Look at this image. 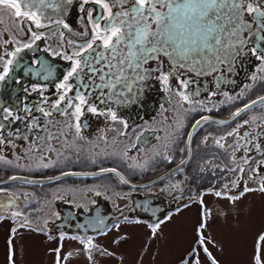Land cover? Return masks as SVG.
<instances>
[{"label": "flooded vegetation", "instance_id": "af4514ba", "mask_svg": "<svg viewBox=\"0 0 264 264\" xmlns=\"http://www.w3.org/2000/svg\"><path fill=\"white\" fill-rule=\"evenodd\" d=\"M9 11L14 12L10 8ZM20 18H23L20 19V26L14 27L10 23L8 30L2 32L0 29V67L8 59H13L10 54L17 47L22 49L13 59V71L9 73L5 82L0 83V104L13 107L25 119L11 124L0 120V124L4 125L0 136L5 140L0 146L13 149L15 159L25 158L27 161L20 164L13 159L15 163L7 164V167L0 166L2 172L0 176H6L0 178V181L16 177L39 181L50 179L51 183L35 185L14 181L0 186L3 189L0 192V205L3 206L0 207V226L5 223L10 226L7 236L9 241L16 234L24 235L23 233L28 232L34 236L41 235L48 242L57 243L58 251L55 254L57 257L66 240H74L88 248V240H94L95 244L104 233L117 225L135 224L137 220L141 223L136 224H143L138 217L142 212L141 200L159 201L164 205L159 210L173 216L178 215L173 213V209L177 205L189 203L191 198L189 207H198L200 210L198 217L201 219L202 209L203 214L207 216L206 198L209 196L228 201L232 205L233 202L226 197L216 196L214 194L216 191H224L228 196L239 195L245 184L255 188L264 178V165L259 164L264 160L260 155V152H264V103L234 116V113L245 104H251L253 100H259L260 96H264V82L258 80L251 83L247 89L241 88L231 96V100L223 96L216 102L205 104L204 107L200 104L183 106L180 104V115L175 114V109L162 111L158 120L151 124L134 125V116L125 113L129 106L120 107L118 115L129 124L124 135L121 134L125 131L122 124L85 110L79 118L81 124L79 136L83 137V140H80L75 136L74 129L66 126L73 118L50 109V105L60 94L56 86L62 82L63 76L70 70L72 64V61L54 53L67 51L71 54L75 51L72 42L82 43L88 36H81L80 30L72 22H65L69 29L57 26L51 21L48 23L41 21L46 26L36 28L30 22L26 26V18ZM78 24L83 25L84 32L90 28L83 18L78 19ZM32 32L40 34L41 39L33 42ZM51 35L56 37L52 41ZM26 43H31L32 47L24 48L23 45ZM37 61L40 63L37 64ZM45 68L50 69L51 75L44 70ZM34 87L37 90L33 91ZM162 88L164 90L163 85ZM75 91L77 89L73 86V92H69L68 96L72 97ZM165 93L168 103L172 104L173 94L167 91ZM45 99L48 100L47 104L43 103ZM25 105L31 109L30 116L23 111ZM38 105L44 107L46 111H52V115L44 117L37 110ZM129 105L133 110L132 103ZM33 116L39 118V130L26 128ZM189 116L191 117L188 120ZM202 116L226 123L207 122L197 131L191 143V158L184 167L153 184L140 187L174 169L185 160L187 134L195 121ZM160 119L162 123L172 126L167 130L159 126L158 131L154 132L151 127L158 124ZM245 121L249 123L244 124ZM44 122H50L52 125L50 131L62 134L61 138L47 139L49 130L45 129ZM172 128H175L174 132ZM178 128L179 132L176 131ZM9 133L14 135L10 136ZM25 135L28 136L27 140L24 139ZM37 135L44 138V151L29 152L28 148ZM65 135L69 137L68 140L63 138ZM217 140L224 147H220L216 143ZM249 140L259 145L260 152L250 144H245V141ZM120 145L127 148L117 153L115 147ZM51 148L57 151H49ZM144 158L148 159L149 164L142 166L139 163H143ZM246 158H254L255 164L252 167L259 165L261 168L260 176H257L255 181L248 179L249 176H256V173L252 171ZM46 163L51 166L43 167ZM233 168L237 171H232ZM239 168L246 169L244 179H241ZM102 169L115 171H103L106 173L100 174ZM233 181L238 182L239 187L234 186ZM253 194L264 197L262 192L250 191L235 202H240L244 196ZM201 195L203 206L198 202ZM189 207L183 208V211ZM94 209L99 212H93ZM17 212L20 215H13ZM102 215L109 217L108 227L103 232L87 236L67 227L64 221L68 219L74 223L80 221V217ZM5 220L8 222L4 223ZM22 224L24 226H21ZM196 227L197 225L195 235ZM13 229L16 231L13 232ZM201 257H205L202 252Z\"/></svg>", "mask_w": 264, "mask_h": 264}, {"label": "snow or ice", "instance_id": "6c2138e0", "mask_svg": "<svg viewBox=\"0 0 264 264\" xmlns=\"http://www.w3.org/2000/svg\"><path fill=\"white\" fill-rule=\"evenodd\" d=\"M72 2L73 0H0V5L14 10L9 14L10 20L15 17L20 23L18 18L24 17L36 28H41L46 26L40 19L45 8L60 10L62 4ZM89 2L90 0H81L79 9L90 21V28L83 34L88 38L82 43L72 42L75 51L71 54L67 51L54 53L72 61V64L70 70L63 76L62 82L56 86L60 94L50 105V109L73 118L66 126L74 129L75 136L80 140H83V137L79 136L81 132L79 118L85 110L95 115L105 116L114 123L122 124L125 131L121 134H126L129 124L118 115V108L138 102L152 79L163 85L165 91L174 94L181 106L200 104L201 107H204L202 102L196 100L199 95L200 84L197 79L199 77H212L216 90L211 91L210 95L216 96L220 86L229 83L231 76L236 74L237 67L244 68L250 61H256L258 63L253 65L254 72L251 75L246 74L250 83L245 84L244 88H249L251 83L258 80L264 82V0H94V3L99 6L95 18L92 17L91 11L83 7ZM52 22L64 29H69V25L63 19H55ZM89 32L90 35H88ZM31 37L33 42L41 39V35L36 32H32ZM23 47L31 48L32 44L26 43ZM21 50L17 47L10 55L14 59ZM13 59H8L0 67V83L5 82L9 73L13 71ZM36 63L39 64L40 61ZM44 70L51 75L50 69ZM85 77H87L86 82ZM47 78L46 76L45 79ZM172 79L176 80L175 86L169 83ZM74 84L77 91L69 97L68 93L73 92ZM190 86L191 91H189ZM35 90L37 89L34 87L33 91ZM93 93L96 94V101L90 103ZM221 94L232 99L228 92ZM258 102L264 103V96H260L259 101L253 100L251 104H245L234 113V116H239ZM43 103L47 104L48 100L45 99ZM37 110L44 117L52 115V111H46L39 105ZM23 111L31 115V109L27 105L24 106ZM24 119L25 117H22L13 107L0 104V120L11 124ZM208 119L209 117L202 116L195 121L194 129ZM38 120L39 118L33 116L26 128L39 130ZM248 123L249 121L244 122V124ZM44 126L49 130L47 139L61 138L62 134L50 131L52 127L50 122H44ZM3 128L4 125L0 124V131ZM9 135L14 134L9 133ZM63 138L69 139L66 135ZM24 139L27 140L28 136L25 135ZM43 139L42 135H37L28 151L43 152ZM8 142L13 143V141ZM3 143L5 140L0 136V144ZM216 143L224 147L219 140ZM245 144H250L260 152L259 145L251 140L245 141ZM69 147L71 148L72 145ZM49 151L57 150L51 148ZM260 155L264 157V152H260ZM0 161L6 164L12 163L3 156H0ZM246 162L256 173V176H249L248 179L255 181L256 177L260 176L261 168L259 165L252 167L255 164L254 158H246ZM259 164L264 165V160H261ZM49 166L51 165L43 164V167ZM231 170L237 171L236 168ZM101 171L114 172L115 169ZM239 172L241 179H244L246 169L239 168ZM232 183L239 187L238 182ZM2 191L3 189L0 188V192ZM250 191L264 193V178L255 188L245 184L239 195L228 196L224 191H216L214 194L218 197H226L234 203L240 196ZM191 202L190 198L189 203L177 205L173 213L178 214L183 208L189 207ZM198 202L203 206L202 195ZM0 207L3 206L0 205ZM13 215H20V213H13ZM171 219L172 215L165 214L163 219L157 218L154 224L149 225L150 238L154 239L161 225ZM135 222L141 223L139 220ZM100 223L103 222L100 221ZM206 228L207 219L202 209L200 223L196 227L194 245L179 264H201V252L207 257L209 264H220L208 247L209 244L214 247L216 244L205 236ZM15 231L16 229H13V232ZM124 239L127 237L122 235L113 243L119 244ZM260 240L264 241V235L260 237ZM81 242L84 243V241ZM87 247L89 259H91V252L95 247L91 240L87 241ZM98 250L101 255H114L107 249ZM219 250L222 251V249ZM14 255L12 251L10 264H14L12 260ZM57 264H59V258Z\"/></svg>", "mask_w": 264, "mask_h": 264}, {"label": "rangeland", "instance_id": "374dc122", "mask_svg": "<svg viewBox=\"0 0 264 264\" xmlns=\"http://www.w3.org/2000/svg\"><path fill=\"white\" fill-rule=\"evenodd\" d=\"M9 14V8L0 5V20H2L0 29L2 32L8 30L11 24L14 27L20 26L17 18L13 17L10 20ZM18 19L22 20L23 18ZM26 24L28 26L29 21H26ZM78 29L83 36L85 33L83 25L79 24ZM7 34L9 35V31ZM55 38L54 35L50 36L51 41ZM168 104V107L159 112L175 109V114L180 115L179 108L181 106L174 94L172 104ZM125 113L133 115L130 106ZM158 118L159 114L150 122L143 124H151ZM159 126L167 130L172 125L162 123L160 119V122L151 128L157 132ZM179 128L176 130L177 132H179ZM174 130L175 128H172L173 132ZM20 148L21 146L18 149ZM115 148L117 153H121L127 147L120 145ZM0 156L12 163L16 158L13 149L1 146ZM15 160L20 164L27 161L25 158ZM139 164L142 166L149 164L148 159L144 158L143 163ZM0 166L7 167V164L0 161ZM1 174L2 172H0ZM4 177L6 176H0V178ZM206 199L208 222L204 232L210 240L215 241V247L212 244L208 246L220 264H264V241L260 240V237L264 235V197L256 194L246 195L242 201L232 203V205L228 201L215 199L212 196ZM160 204L164 206L162 203ZM199 211L198 207L192 206L188 210H182L178 215H173L170 221L161 225L154 239L150 238L149 225L126 223L119 227H113L101 236L100 241L95 240L91 259H89L88 248L74 240L64 241L57 257L55 255L57 243L48 242L41 235L34 236L28 232L23 233L24 235L16 234L9 241L7 236L10 226L6 225L5 222L8 221L5 220V224L0 226V264H10L12 251L15 253L12 257L14 264H57L58 258L59 264H179L196 240L195 226L200 222ZM122 235L127 239L121 240L119 244H114L113 241ZM98 249H107L114 255H101ZM201 264H209L208 259L202 258Z\"/></svg>", "mask_w": 264, "mask_h": 264}, {"label": "water", "instance_id": "95a60500", "mask_svg": "<svg viewBox=\"0 0 264 264\" xmlns=\"http://www.w3.org/2000/svg\"><path fill=\"white\" fill-rule=\"evenodd\" d=\"M81 7V0H73L71 4H62L60 10H53L50 8L44 9V14L40 16V19L42 22L48 23L52 22L55 19H63L65 22H72L77 27L78 19L83 18L84 21H86L87 25L90 26V21L87 19V16L85 13L80 12L79 9ZM83 7L91 11L92 17L95 18L97 11H98V5L94 3V0H90L88 4L83 5ZM28 22V20L26 19ZM31 23V22H30ZM255 63H258L256 61H250L244 68L237 67L236 74H233L230 78L229 83H225L224 85L220 86V91L216 96H211L210 92L215 91L216 88L213 84V79L211 76H205V77H199L197 78L200 84L199 87V95L196 97V100L199 102H202L203 105L208 104L210 102H216L219 99L223 97L221 94L222 92H228L230 96L236 94L238 91L241 90V88L244 87L245 84H249V80L246 77L247 75H251L254 72L253 65ZM87 81V77H85V82ZM170 85L175 86L176 80L172 79L170 80ZM75 86V84H74ZM191 86L189 91H191ZM90 101H96V94L93 93ZM259 101V100H257ZM169 100L166 97V93L162 88V85L157 82L155 79H152L148 82V85L145 87L143 94L139 97L138 102H132L133 105V116H134V125L141 124L144 122H150L152 118L156 117L160 112V110L168 107ZM255 104L254 106H257ZM127 106H130L127 104L126 106H122V108H126ZM163 106V107H161ZM253 107V106H252ZM249 110V109H248ZM245 112V111H244ZM207 122H213V123H226L225 121L215 120L209 117V119L205 122L202 121L201 125L196 127L194 129V125L188 132V136L186 139V153H185V160L177 165L174 169H170L166 171L164 174L160 175L157 178H154V180L144 183V185H140V187H143L145 185H150L155 183L156 181H159L166 176H169L182 167H184L190 160L191 156V143L196 136L197 131L205 125ZM195 124V123H194ZM190 137V139H189ZM106 173V172H101ZM14 181H19L23 183H34L36 184H46L51 183L50 179L46 180H33L30 178H17V179H5L3 181H0V186L13 183ZM56 181V180H55ZM124 181V180H123ZM128 183V182H126ZM142 212L138 215V217L143 221L144 224L152 225L156 222L157 218H160L165 214L164 210H159L161 207H163L159 201H154L151 199H145L142 201ZM93 212H99L97 209H94ZM80 221L78 222H70L68 219L64 220L67 224V227L72 228L73 230H78V233L83 236H87L92 233H100L103 232L104 229H106L108 226V223L110 221L109 217L107 215L102 216H91V217H80ZM102 221L103 223H100Z\"/></svg>", "mask_w": 264, "mask_h": 264}]
</instances>
